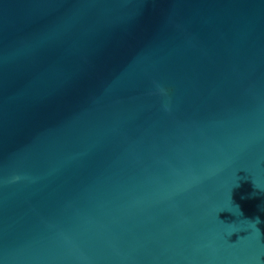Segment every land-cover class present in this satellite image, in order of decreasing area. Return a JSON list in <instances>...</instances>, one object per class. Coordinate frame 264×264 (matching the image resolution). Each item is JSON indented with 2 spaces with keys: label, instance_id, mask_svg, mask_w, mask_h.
<instances>
[{
  "label": "water",
  "instance_id": "obj_1",
  "mask_svg": "<svg viewBox=\"0 0 264 264\" xmlns=\"http://www.w3.org/2000/svg\"><path fill=\"white\" fill-rule=\"evenodd\" d=\"M0 264H264V0H0Z\"/></svg>",
  "mask_w": 264,
  "mask_h": 264
},
{
  "label": "clouds",
  "instance_id": "obj_2",
  "mask_svg": "<svg viewBox=\"0 0 264 264\" xmlns=\"http://www.w3.org/2000/svg\"><path fill=\"white\" fill-rule=\"evenodd\" d=\"M160 91H161L162 93L164 92V90H163V89H161ZM258 219H259V218H257V220H258Z\"/></svg>",
  "mask_w": 264,
  "mask_h": 264
}]
</instances>
